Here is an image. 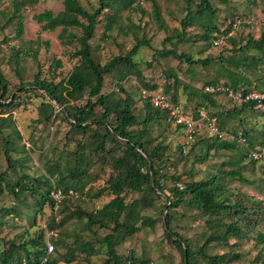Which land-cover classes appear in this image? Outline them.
<instances>
[{
    "label": "trees",
    "instance_id": "1",
    "mask_svg": "<svg viewBox=\"0 0 264 264\" xmlns=\"http://www.w3.org/2000/svg\"><path fill=\"white\" fill-rule=\"evenodd\" d=\"M60 1L63 5L61 10L57 12L44 10L34 14L32 18L41 24L40 27L43 31L59 28L58 38L62 44L67 45L75 42L77 46L74 47L71 56L77 58V61L67 75L57 82L55 79L59 75H52L48 79L43 76L44 73L39 67L38 72L34 75V80L27 85H31L29 87L32 89H41L42 96L45 97L38 105L42 118L35 119L36 123L53 122V120L62 116L63 118H61L69 123L73 130L83 136L86 135L88 142L85 148H88L89 154L86 156L83 153L85 151L83 145L85 144L78 142L77 149L72 152L73 162L71 164L67 162L64 167L58 164L60 158H57L48 163L45 167V173L38 177L22 172L15 182H10V180H6V173L0 174V191L5 188L14 197L15 202L11 207L1 208V212H4L5 215L20 216L22 211L18 208L16 202L25 204L26 200L20 198L22 193H27L32 199L31 203L25 205H33L31 206L33 212H24L29 221V227L14 236L19 237L18 242L15 241V238L5 240L0 237V264H58V260L52 255L48 256L46 262H42L46 249L45 234L50 229L58 230L65 219L72 215L78 219H84V223L88 228L94 225L105 228L111 227V232L100 239L101 244L105 245L106 252V258H104L102 264H151L148 259L139 258L132 252L129 256L131 260L121 261V257L116 251V245L127 236L139 231L143 226H151L158 221L156 218L143 214L141 208L153 206L152 195L161 198L166 187L164 179L168 178L175 183L181 180L179 175L162 172L161 164L166 160L163 154L167 145L160 142L153 144L154 138H148L149 126L154 123L159 124L162 121L170 125L171 122L168 120L167 112L153 107L149 102V97L143 94L142 107L145 109V113L143 118L140 119L134 110L135 100L131 92L124 89L121 80L117 81L116 88L109 92H103L102 88L107 75L118 73L120 77L134 76L138 79L140 91L157 89L156 84H150L145 79L140 68V59L136 58L141 47H150L151 49L153 47H151L149 39L142 34V36H136V42L125 54L112 55L107 62L101 64L93 56L91 42L99 24H102L103 27L102 37H104V40L110 37L109 32L114 30L113 28L123 31L124 28L120 25L121 12L130 10L135 6H138L139 10L144 12V9L138 5L143 0H137V3L136 0H95L96 4L92 0H86L87 7L81 0ZM145 1L151 4V14L158 22L159 27L166 28L157 0ZM183 1L185 3L183 7L184 15L178 21L180 28L173 27L171 35L163 38L162 49H153L152 59L156 55L161 57V55L167 54L179 61L184 60V62L194 67L197 65L207 67L209 63H214L212 59L208 57L193 59L187 52L178 53L176 47H165V43L170 42L175 46L181 42L194 43L198 40H206L211 43V39L214 41L222 34L228 33L233 25L223 30L217 28L215 22L216 8L212 0ZM249 1L255 3V0ZM37 3H39L38 0H11L12 14L7 19V24L13 21L17 22L16 34L18 36L23 33L21 10L30 8ZM194 23L203 28L201 34L194 35L187 31V28ZM136 27L141 28L140 24ZM125 30L133 32L131 27L128 26ZM214 30L217 34L213 35ZM173 39H176V42H173ZM213 45L215 44L213 43ZM252 48L257 49L260 53L264 50V23L259 38H249L244 45L232 50L239 55L229 57L225 63L222 57L219 56L221 62L219 70L216 72L217 77L208 80L206 84H222L235 90L257 89L264 91V85L262 87L257 84L252 86L249 74L241 69L242 66H245L248 70H256L264 65L262 54L249 56L248 51ZM30 53L25 49H16L15 57L22 58V56ZM33 55L35 56L36 52ZM151 60L145 62L151 66ZM53 66L57 68L62 66V61L55 60ZM261 70L264 72V67ZM219 75L223 76L225 81L220 82ZM170 76L174 78V93L171 95V100L179 103L175 95L178 89L177 78L171 72L167 74V77ZM255 79L258 81L260 78ZM5 85L6 81L0 71V88L4 89ZM167 92L166 87L164 93ZM204 92H199L200 100H196L192 92L188 93L187 100H195L191 111L194 118H198L199 111L203 110L208 115L216 116L219 120L220 116L216 112L208 110L210 103L214 102V96L218 93ZM84 97L85 103L83 105L70 103L78 99H84ZM6 99H3L0 103V134L2 133V124L12 121V110L17 105H14V102L6 103ZM52 100L63 107L56 111L54 104L51 102ZM238 104L240 106H234L231 111L243 112L258 105L255 101ZM98 107L102 109L100 116L95 113ZM94 124L97 127L92 131L91 126ZM136 125H141V129L132 128ZM176 127L183 131L180 126ZM100 128H103V130ZM242 136L246 140L245 146L236 141L219 140L214 136H210L211 139L204 142L205 150L199 154H194V160L203 161L210 156L211 151L213 153L220 150L237 151L235 157L221 162L222 165H226L228 168L221 167L216 172L208 171V174L198 180L186 181L184 185L182 184V188H179V184L173 185L169 189L170 196L165 197L166 201L160 205L159 220L167 227V229H164V236L179 249L183 257V264H185V260L186 264H193L192 260L196 256L201 257L204 264H227L239 259L240 254L233 250L210 255L207 250L215 241L226 245H238L240 241L251 236L255 244H264V234L256 228L264 223L262 200L240 191H237L239 195L237 194L235 199H232L233 191L230 187L232 180L254 184L255 180L248 178L245 174L247 163L253 165L257 163L264 168L263 162L251 159L247 154V147L254 148L257 143L256 138L250 136L246 130L242 131ZM4 137L3 147L5 149V159L8 163L7 169L13 170L17 162L11 157V152L17 150L14 139L15 137L21 139V136L17 128H14L12 132ZM110 143L111 145H109ZM199 143V141H194L184 151L185 144L182 142L179 146V155L185 154L192 145L191 149L195 151ZM101 153H106L109 156L112 173L105 181L106 184L100 186L96 192L91 194L94 179L91 168L95 161L92 159V155ZM151 172L153 173L152 182ZM258 180L261 183L260 186L256 185L258 192L264 193V172L258 176ZM2 182L4 186H2ZM54 187L61 188L64 191L72 189L77 193L76 197H79L80 194L97 198L106 192L112 194L113 197L95 211H86L80 209L79 206L74 210H69L68 204L74 196L65 198L60 203V208L55 212L64 213V215L57 221L56 215L52 214L45 222V226H38L35 220L37 215L42 212L43 206L47 204L51 210L54 207V201L50 195ZM129 192H141V196L126 202L125 197ZM185 206L196 209L204 219L205 226L211 232L204 235L205 239L194 251L189 241L173 230L172 222L176 219L174 210ZM140 220L141 223L138 224ZM33 227L37 228L31 231ZM58 237L59 231L58 236L54 239L51 238V240L55 247L56 243H61L63 247L68 248L64 261H74L76 254L69 249L71 247L64 240ZM231 237L235 239L232 244L229 243ZM79 243L81 251L87 254L94 252L89 242L81 241ZM88 264H91L89 260Z\"/></svg>",
    "mask_w": 264,
    "mask_h": 264
},
{
    "label": "rangeland",
    "instance_id": "2",
    "mask_svg": "<svg viewBox=\"0 0 264 264\" xmlns=\"http://www.w3.org/2000/svg\"><path fill=\"white\" fill-rule=\"evenodd\" d=\"M81 1L87 7L86 0ZM92 1L96 4L95 0ZM157 2L166 28L159 27L158 22L151 14V4L143 0L138 5L144 9V12H141L138 6L121 12L120 25L124 28L123 31L118 29L119 32L117 28H113L114 30L109 32L111 34L110 37L104 40V37H102V24L98 25L91 39L94 58L101 64H104L112 55L125 54L136 42V36H142V34L149 39V43L153 49H162L163 38L171 35L173 27L177 26L180 28L178 21L184 15L183 7L185 3L183 0H157ZM212 2L216 8L215 22L217 28L223 30L233 25L228 33L220 34L223 36L222 43L213 45L214 41L211 39V43L206 40H198L194 43L181 42L175 46L167 42L165 43V47H176L178 53L187 52L193 59L208 57L214 63H209L207 67H201V65L194 67L184 62V60L179 61L167 54L161 55V57L156 55L152 59L154 50L150 47H141L136 57L140 59V68L145 79L150 84L157 85V89L152 91L162 93L169 97V99L172 98L171 95L174 93V78L172 76L167 77V74L171 72L175 75L178 83L177 93L175 94L177 101L182 106H186L185 108L189 111H192L195 100L188 101V93L192 92L196 100L201 99L199 92L205 91L206 82L213 77H217L216 72L219 70L221 62L219 56L222 57L225 63L229 57L239 55L232 50L238 48L240 45H244L249 38H259L264 23V0H255V3L249 0H212ZM62 8L63 5L60 0H43L30 8H23L21 10L23 15V33L18 36L16 34L17 22L13 21L7 24V19L12 14L11 0H1L0 2V71L6 81L5 88H0V103L8 97L9 99H6V103L14 102V105L17 104L12 110V121L2 124V133L0 134V174L6 173V180H10V182H15L22 172L37 177L44 174L48 163L57 158H60L58 164L61 167H64L67 162L71 164L74 158L72 152L77 149V143L81 142L85 144L83 148L87 146L88 140L85 137L86 135L83 136L81 133L73 130L69 123L62 119V116V118L59 117V119L53 120V122L36 123L35 119L42 118L38 105L45 97L42 96L41 89H32L29 87L31 85H27L34 80V75L38 72L39 67H41L44 73L43 76L48 79L52 75H59L55 79L57 82L67 75L73 64L77 61V58L71 56L74 47L77 46L75 42L68 43L67 45L62 44L58 38L59 28L43 31L40 27L41 24L32 18L34 14L43 12L44 10L57 12ZM138 24H140L141 28L136 27ZM126 26L131 27L133 32H127L125 30ZM199 26L197 23H194L187 28V31L194 35L201 34L203 28ZM212 34H217L216 30ZM173 42H176V39H173ZM16 49H25L31 53L22 56V58H17L15 57ZM34 52H36L35 56L33 55ZM248 54L249 56L262 54L264 57V50L260 53L257 49L252 48L248 51ZM55 60H61L62 66L58 68L53 66ZM146 60H151L152 65L149 66L145 62ZM263 67L264 65H261L260 69L248 70L245 66H242L241 69L246 74H249L252 86L257 84L262 87L264 85V78H262L264 72L261 70ZM218 78L220 82L225 81L223 76L219 75ZM255 78L260 79L256 81ZM120 80L123 81L124 89L131 92L135 100L134 110L138 117L142 119L145 113V109L142 107L143 93L142 90L140 91L138 79L134 76L120 77L118 73L107 75L102 91L109 92L115 89L116 82ZM166 87L168 92L164 93ZM217 96L226 98L221 93L217 94ZM51 102L54 104L56 111H59L63 107L54 100ZM232 102L228 99L226 103H231V105L233 104V106L237 107L240 106L238 103L234 104L235 102ZM70 103L83 105L85 97L84 99H78ZM95 113L97 116H100L102 109L98 107ZM233 115L234 119L231 123L233 125L230 127L232 131L236 130L240 126V123H242V129H254L257 143L262 140L260 129H262L264 122V104H260L259 108L247 109L243 112H236ZM247 123L249 124L247 125ZM96 127L97 125H92V131ZM14 128H17L19 131L21 139L17 137L14 139L17 150L11 152V157L17 160V162L13 170H8V163L4 155L3 138L5 139L4 136L12 132ZM132 128L140 130L141 125H136ZM100 129L103 130V128ZM198 130L199 132L195 141H199L200 143L195 148V151L191 149L192 145L185 154L179 155V146L184 142L183 131L173 124L169 125L164 121L149 126L148 138H154L153 144L160 142L167 145L163 154L166 160L161 164L162 172L179 175L181 180L175 183L168 178L164 179L166 187L161 198L152 195L153 206L141 208L143 214L156 218L158 221L154 222L151 226H143L139 231L127 236L116 245V251L121 257V261L128 260L132 252L139 258L148 259L151 264H183V257L179 249L164 236V229H167V227L159 220L160 205L166 201L165 197L170 196L169 189L173 185H184L186 181L198 180L204 177L205 174H208V171L216 172L221 167L227 169L228 166L222 165L221 162L235 157V153L237 152L220 150L213 153L211 151L210 156L203 161L194 160V154L204 151V142L207 139H211L205 128ZM145 133L147 134V132ZM83 153L87 156L89 154L88 148H85ZM180 156L182 157L180 158ZM92 159L95 161L91 168L92 176L94 177L91 194L96 192L100 186H104L108 176L112 173V166L106 153L92 155ZM263 172L264 168L260 167L259 164L253 165L247 163L245 174L248 178L255 180L254 184L232 180L230 183L233 191L232 199H235L238 194L237 191H240L260 198L264 205V193H259L258 187H256V185H261L258 176ZM2 186H4L3 182ZM140 196L141 192H129L126 194L125 200L129 202ZM112 197L113 195L107 192L97 198L79 194V197H74L70 200L68 207L69 210H74L79 206L80 209L82 208L86 211H95L100 209ZM20 198L26 200L25 204L32 201L27 193H22ZM14 203V197L9 191L5 188L0 191V237L5 240L15 238V241L18 242L19 237L14 236L29 227L30 224L24 212H33V208L31 207L33 205L27 206L16 202L18 208L22 211L21 215L17 217L5 215L4 212H1V208L11 207ZM174 212L176 219L172 222L173 230L189 241L193 251L196 250L205 239L204 235L211 233L205 226L204 219L193 207H181L175 209ZM52 214L56 215L57 221L64 215V213H55L46 204L43 206L42 212L36 217L35 221L38 223V226H45V222ZM140 223L141 220L138 224ZM36 228H31V231H34ZM256 228L264 234V223L258 225ZM58 231V238L64 240L71 247L69 249L76 254L74 261L65 262L64 257L67 254L68 248L63 247L61 243H56L52 256L58 260V264H88V260L91 264L103 263L104 258H106V252L105 245L101 244L100 239L111 232V227L105 228L94 225L88 228L84 223V219H78L72 215L65 219L63 224L58 228ZM234 240L232 237L229 238V243L232 244ZM81 241L89 242L94 252L87 254L81 251L79 243ZM229 250L238 252L240 256L238 260L227 264H264V244H255L251 236L240 241L238 245H226L215 241L208 248L207 252L210 255H215ZM192 261L193 264H204L202 258L198 256L194 257Z\"/></svg>",
    "mask_w": 264,
    "mask_h": 264
},
{
    "label": "built area",
    "instance_id": "3",
    "mask_svg": "<svg viewBox=\"0 0 264 264\" xmlns=\"http://www.w3.org/2000/svg\"><path fill=\"white\" fill-rule=\"evenodd\" d=\"M43 0H38V2H42ZM223 42V36H219L214 40V44L218 45L219 43ZM206 92H214V93H221L227 99L235 102V103H243L249 101L257 102V106L260 104H264V91H260L257 89H232L229 86H224L222 84L218 85H207L205 86ZM142 93L149 97V102L153 107L165 110L168 114V120L174 126H180L184 133L185 139V146L183 150L185 151L186 148L194 142L195 135L199 131L200 128H205L209 134L215 136L218 139H235L238 136V142L241 145H246V140L242 136V131L237 132V136L234 134H227L223 131L218 123V119L214 115H208L205 111H199V117L194 118L191 111L186 109L180 103H176L169 99L166 95L153 92V91H145L143 90ZM248 149V157L251 159H256L260 162L264 163V141L261 145L256 146L254 148ZM179 188H182V185L179 184ZM50 195L54 201L53 210L56 212L60 208V203L65 198H70L72 196L76 197L77 193L72 190L68 189L67 191L62 190L61 188H53L50 192ZM45 255L42 258V262H46L49 255L55 250V246L51 238H56L58 236L57 229H50L46 231L45 234Z\"/></svg>",
    "mask_w": 264,
    "mask_h": 264
},
{
    "label": "crops",
    "instance_id": "4",
    "mask_svg": "<svg viewBox=\"0 0 264 264\" xmlns=\"http://www.w3.org/2000/svg\"><path fill=\"white\" fill-rule=\"evenodd\" d=\"M227 101H228V99H226L224 97H219L216 95V96H214V102L210 103L211 105L208 107V109L214 113L216 112L220 116L218 121H219L220 128L223 131H225L227 134H234L237 136V132L244 131V129H242V126H241L242 123H240V126L237 127L236 130L232 131V129H230L231 125H233V124H231L233 119H234L233 114H235L236 111L235 112L231 111V106H232V108H234V106H233V104L231 105V103L227 104L226 103ZM255 108H259V106H256L253 109H255ZM246 122H249V121H246ZM248 124L249 123H247V125ZM253 128H255V127H253ZM260 130H261L262 140L259 141L258 143H256V145L254 147L261 145L264 141V122H263V127ZM246 131L249 132L250 136H252L253 138H256V135L254 133V129L252 130L251 128H246ZM219 140L238 142V136L235 139H219Z\"/></svg>",
    "mask_w": 264,
    "mask_h": 264
},
{
    "label": "clouds",
    "instance_id": "5",
    "mask_svg": "<svg viewBox=\"0 0 264 264\" xmlns=\"http://www.w3.org/2000/svg\"><path fill=\"white\" fill-rule=\"evenodd\" d=\"M207 86V85H206ZM199 132V131H198ZM198 132H197V134H198ZM208 132V131H207ZM209 133V132H208ZM197 134L195 135V138H196V136H197ZM210 136H211V134H209ZM213 136V135H212ZM215 137V136H214ZM194 141H195V139H194ZM184 142H185V139H184Z\"/></svg>",
    "mask_w": 264,
    "mask_h": 264
},
{
    "label": "water",
    "instance_id": "6",
    "mask_svg": "<svg viewBox=\"0 0 264 264\" xmlns=\"http://www.w3.org/2000/svg\"><path fill=\"white\" fill-rule=\"evenodd\" d=\"M152 179H153V173L151 172V182H152ZM185 264H186V260H185Z\"/></svg>",
    "mask_w": 264,
    "mask_h": 264
}]
</instances>
